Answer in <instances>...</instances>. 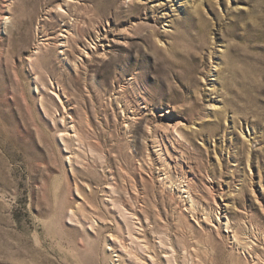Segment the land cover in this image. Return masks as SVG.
<instances>
[{"label": "rangeland", "instance_id": "1", "mask_svg": "<svg viewBox=\"0 0 264 264\" xmlns=\"http://www.w3.org/2000/svg\"><path fill=\"white\" fill-rule=\"evenodd\" d=\"M167 173L254 248L194 225ZM263 211L264 0H0V264H133L112 235L148 256L164 234L190 264H264Z\"/></svg>", "mask_w": 264, "mask_h": 264}, {"label": "bare ground", "instance_id": "2", "mask_svg": "<svg viewBox=\"0 0 264 264\" xmlns=\"http://www.w3.org/2000/svg\"><path fill=\"white\" fill-rule=\"evenodd\" d=\"M61 8H62L61 6L58 7L59 10ZM5 19H6V21H9V20L12 21V18L10 16L9 17H6ZM11 21H9V22H11ZM58 38L61 40L60 41L61 42L60 44L62 46L67 47V44L64 41H68V40H70V38L69 37H66L64 34H61L60 36H58ZM51 87H52L51 89L56 88L55 84H53V83L51 84ZM58 98H60V97L58 96ZM60 102L62 103V107L64 109V112H66V106H67V104L65 102L63 103L61 99H60ZM70 119L72 120V122H71L72 123V126H71L70 129L72 131H74V134L75 133L78 134V128H77V125L75 124V122H76L75 119L73 117H70ZM165 129H164L163 132L164 133H167L168 132V135H165V136L162 135L164 137L163 139H165V138L169 139L168 138L169 136H171V137L174 136V138L175 139L177 138V141L179 142L178 137L182 136V133H181V131H182L181 130L182 129V124L180 122H177V123H174V124H170ZM175 134L178 135V136L176 137ZM62 139L64 140L65 138L62 137ZM155 144H157L156 147H159L158 149H160V150H155V153L157 154V156H162L160 161H161L162 165H165L166 169H168V163L166 161V158H164L165 152H167V154H168V149L165 147L164 148L165 149V152H164V149L162 148V146L159 145L158 142H155ZM156 147H154V148L156 149ZM166 175H165L166 177L163 178V179L160 176V178H159L160 179V182L164 185V187H166L168 184L170 186H172V187H177V193H175V194L181 200L180 205H182L183 207H185V210L188 211L187 213H190V212H191V214L193 213V216H192V219L193 220L192 221H194V223H193L194 225H196L198 227H203V225L205 226V224H208V223L214 224L213 222H216L217 225H218V227L215 226V229L216 230L213 229V228L212 229H213V232L214 231L217 232V234L219 235V237L221 236L220 230H221V228H223V225H224V227H226V229L230 232V233H228V235H226V239L228 241H230L232 250L234 252L239 253V254H241V250L242 249L243 250L250 251V248H248V246L249 247H252L250 245L251 242H249V240L247 239L246 242L243 243L244 240H243V238H241V226H239V225H232L231 224V220H230L229 216H227L226 214L223 215V213H221L222 210L218 206V204L216 202V199L214 200L215 207L213 206V207H210L209 209L204 208L203 210H201L200 212H198L200 214L203 213V215H205L206 218L203 220L201 218L204 217V216H198L197 213H196V211L194 212V210L197 207L196 206L197 204H196V201H195L193 195H191L193 193V186H192V184H189L188 183V180L185 181L183 177L179 178L177 180V182L174 183L173 182V177L170 176L169 173H167ZM171 191H172V189H171ZM185 195H187V196L185 197ZM116 204H118V203H115V205ZM122 208L123 209L120 208L121 211H122L120 213H122V216L124 217L125 221L128 222V223H130V221H134L133 219H134V216L136 214L134 212L129 211V209H127L126 207H122ZM226 208H227V206H226ZM188 218L191 221V218H190L189 214H188ZM160 219H161V217H160ZM139 220H140V218H139ZM225 220H226V223L224 222ZM95 225H96L95 222L94 223L92 222V224L90 226L92 228H94ZM133 226H135V223H133ZM145 234L146 233H144V235ZM168 236H166V234L159 236V242L160 243H159L158 247H157V244L156 243L152 244L151 242L148 241V238L147 237L146 238L143 237L145 244L144 245H141V243H140V248H141L142 252L143 251L145 253L148 252L149 253L148 256L141 255V253L137 252V248H133L132 247V248L128 249L129 247L127 246V241L124 238H120L118 236L112 235L113 238L110 239V242H112V241L113 242H116V243H114V246H115V244H117V241H118L119 244L121 245V247L124 248V249H126L124 255L123 254L122 255L119 254L117 256V257H119V259H117L116 261H121V263H123L124 261H126L125 260L126 259L125 257H126V255H128L129 258H130V261H132L134 263H137V261H140L142 264H165V263H167V264H190L191 260L193 261V259H191L192 258V254H190L191 251L188 252V250H184V251H187L188 252L187 255H185L186 252H184L183 255H182V253L181 254L178 253L175 250V248L172 245H170L171 244V242H170L171 238H169ZM140 239H141L140 237L137 238L138 241ZM133 243L135 244V241ZM114 246L111 247L110 249H113L114 251H116L117 248H114ZM252 248H254V247H252ZM255 253H256V251L253 254H251V252H250L249 253V256L251 255L250 257H252L253 260L255 258L257 260V262H259L261 257H259L258 255L256 256ZM243 254H244V252H243ZM162 255H164V256H162ZM163 257L166 258L164 260L165 262L163 261L164 263L161 261V259L163 260ZM181 259H183V263H181ZM124 264H127V263H124Z\"/></svg>", "mask_w": 264, "mask_h": 264}]
</instances>
